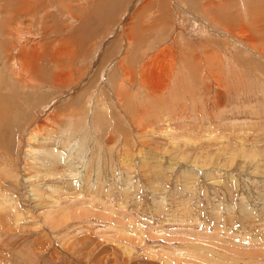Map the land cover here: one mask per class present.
<instances>
[{"label":"rangeland","instance_id":"obj_1","mask_svg":"<svg viewBox=\"0 0 264 264\" xmlns=\"http://www.w3.org/2000/svg\"><path fill=\"white\" fill-rule=\"evenodd\" d=\"M0 141V264H264V0H0Z\"/></svg>","mask_w":264,"mask_h":264},{"label":"bare ground","instance_id":"obj_2","mask_svg":"<svg viewBox=\"0 0 264 264\" xmlns=\"http://www.w3.org/2000/svg\"><path fill=\"white\" fill-rule=\"evenodd\" d=\"M178 1V0H177ZM149 2V1H148ZM242 2V1H241ZM185 8V7H184ZM204 10V9H203ZM227 10V9H226ZM233 11V10H232ZM219 14V13H218ZM217 14V15H218ZM206 15V14H205ZM202 16V15H201ZM238 16V15H237ZM181 19V18H180ZM226 19V18H225ZM228 19V18H227ZM220 21V20H219ZM213 24V23H212ZM214 28V27H213ZM241 32H243V31H241ZM239 33V32H238ZM246 33V32H245ZM241 35H244V33L242 34V33H240ZM239 34V35H240ZM8 61H10V59H7V60H5V63H7ZM6 65V64H5ZM29 65H31V64H29ZM8 67V66H7ZM14 67L16 68V70H17V74L18 73H21V74H26L25 76H28V78H30L31 76H34L33 74H36L37 72H38V68H37V66H34L33 68H31V69H33L32 71H31V75H27V68L29 67L27 64H25V65H23L21 62H20V59H16L15 60V64H14ZM27 67V68H26ZM10 69V68H9ZM40 73V72H39ZM38 75V74H37ZM40 75V74H39ZM142 75V74H141ZM138 76V75H137ZM15 78V77H14ZM13 78V79H14ZM33 78V77H32ZM41 78V77H40ZM20 79V78H19ZM31 79V78H30ZM36 79V78H35ZM38 79V78H37ZM140 79V78H139ZM22 81H23V84H24V86L26 85L27 86V84H29L28 83V80H26V79H21ZM40 80V79H39ZM141 80V79H140ZM143 80V79H142ZM7 81V80H6ZM15 81V80H14ZM132 81V80H131ZM144 81V80H143ZM21 82V81H20ZM34 82H37V80L35 81L34 80ZM40 82H42V81H40ZM147 82V81H146ZM5 83V82H4ZM145 83V82H144ZM148 83V82H147ZM19 84V83H18ZM3 85V84H2ZM146 85V84H145ZM148 85V84H147ZM146 85V86H147ZM22 86V85H21ZM43 86V85H42ZM150 86V85H149ZM36 87V86H35ZM24 88V87H23ZM26 88V87H25ZM145 88V87H144ZM8 90V89H7ZM26 90H27V88H26ZM19 91V90H18ZM151 93L153 94L154 92H155V90L152 88L151 89ZM157 92V91H156ZM155 92V93H156ZM3 97H2V100H1V102L2 101H5V99H7L6 98V96L4 97V95H2ZM17 98V97H16ZM19 99H21L20 98V96L18 97ZM26 99V98H25ZM8 100V99H7ZM6 100V101H7ZM23 102V101H22ZM4 114H6V115H8V113H4ZM4 126H5V124L2 122V124H1V127L2 128H4ZM33 138V137H32ZM36 138V137H35ZM0 143H1V141H0ZM59 143V142H58ZM53 152V151H52ZM51 152V153H52ZM56 153H57V155H58V157H59V161L58 160H50V161H47V160H44L43 159V157H44V153H45V151L43 152V151H36L35 149H33L32 150V152H31V154L30 155H32V160H34V161H39V163H41V166L43 165L44 166V168L46 169V170H50V169H52L51 168V166H59L58 164H63L64 165V167H66V168H68V176H71V174H73L72 172H74V168H70L69 167V160H67L65 157H64V152L63 151H61V152H59V151H55ZM54 157H56V156H54ZM53 157V158H54ZM58 157H56V158H58ZM33 162V161H32ZM50 172H51V170H50ZM49 172V173H50ZM54 172V171H53ZM52 172V173H53ZM75 173V172H74ZM50 175H52L51 173H50ZM54 175H56L55 173H54ZM50 176H48V178H49ZM53 179V178H52ZM30 191H32L31 189H30ZM32 194H33V192H32Z\"/></svg>","mask_w":264,"mask_h":264}]
</instances>
